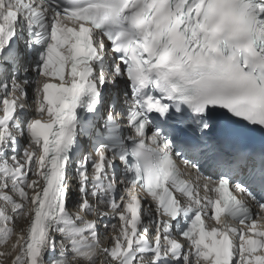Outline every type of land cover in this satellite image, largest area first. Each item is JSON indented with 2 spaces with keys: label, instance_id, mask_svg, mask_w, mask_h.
Here are the masks:
<instances>
[{
  "label": "snow or ice",
  "instance_id": "1",
  "mask_svg": "<svg viewBox=\"0 0 264 264\" xmlns=\"http://www.w3.org/2000/svg\"><path fill=\"white\" fill-rule=\"evenodd\" d=\"M0 202V264H264V0H0Z\"/></svg>",
  "mask_w": 264,
  "mask_h": 264
},
{
  "label": "bare ground",
  "instance_id": "2",
  "mask_svg": "<svg viewBox=\"0 0 264 264\" xmlns=\"http://www.w3.org/2000/svg\"><path fill=\"white\" fill-rule=\"evenodd\" d=\"M0 203H2V202H0ZM9 214H11L10 209H9ZM101 231H103V229H101ZM0 250H2V249H0ZM57 255H58V253H57ZM10 262H11V258H8V259L5 261V264H10Z\"/></svg>",
  "mask_w": 264,
  "mask_h": 264
}]
</instances>
